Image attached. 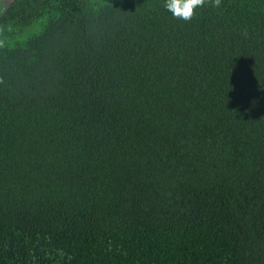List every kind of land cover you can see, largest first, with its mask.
<instances>
[{
	"label": "trees",
	"instance_id": "trees-1",
	"mask_svg": "<svg viewBox=\"0 0 264 264\" xmlns=\"http://www.w3.org/2000/svg\"><path fill=\"white\" fill-rule=\"evenodd\" d=\"M0 264H264V0H15Z\"/></svg>",
	"mask_w": 264,
	"mask_h": 264
},
{
	"label": "clouds",
	"instance_id": "clouds-1",
	"mask_svg": "<svg viewBox=\"0 0 264 264\" xmlns=\"http://www.w3.org/2000/svg\"><path fill=\"white\" fill-rule=\"evenodd\" d=\"M165 7L175 16L184 20L192 17L194 9L198 8L204 0H164Z\"/></svg>",
	"mask_w": 264,
	"mask_h": 264
},
{
	"label": "water",
	"instance_id": "water-1",
	"mask_svg": "<svg viewBox=\"0 0 264 264\" xmlns=\"http://www.w3.org/2000/svg\"><path fill=\"white\" fill-rule=\"evenodd\" d=\"M15 0H0V3H2V8L0 10V17L6 12V10L9 8V6L14 2Z\"/></svg>",
	"mask_w": 264,
	"mask_h": 264
}]
</instances>
